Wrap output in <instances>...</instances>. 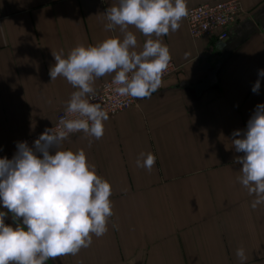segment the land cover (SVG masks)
I'll return each instance as SVG.
<instances>
[{
    "label": "crops",
    "instance_id": "obj_1",
    "mask_svg": "<svg viewBox=\"0 0 264 264\" xmlns=\"http://www.w3.org/2000/svg\"><path fill=\"white\" fill-rule=\"evenodd\" d=\"M218 0H186L187 8ZM241 15L225 39L192 38L185 18L161 39L176 71L151 98L110 116L104 135L82 132L63 148L84 150L111 185L107 232L89 247L46 264H264V204L239 182L242 164L232 139L264 104V0H239ZM119 0H0V154L48 127L76 91L51 81L53 52L120 37L105 12ZM141 51L146 37L130 26ZM155 39V37H153ZM114 75V74H113ZM96 79L93 87L111 78ZM260 79L258 93L252 91ZM240 138V137H235ZM91 141V143H90ZM152 153L149 172L137 167ZM0 211L8 212L0 204ZM22 223V218L21 221ZM11 213L5 224L15 226Z\"/></svg>",
    "mask_w": 264,
    "mask_h": 264
},
{
    "label": "clouds",
    "instance_id": "obj_2",
    "mask_svg": "<svg viewBox=\"0 0 264 264\" xmlns=\"http://www.w3.org/2000/svg\"><path fill=\"white\" fill-rule=\"evenodd\" d=\"M187 14L186 0H119L106 10L105 27H118L123 39L78 44L66 56L63 49L52 51L51 81L63 77L76 91L53 128H46L32 146L18 142L12 159L0 158V204L8 210L0 211V264H46L78 254L91 245L93 234L107 232L113 215L111 185L97 174L84 150L65 149L63 143L80 132L95 140L103 137L108 113L90 102L96 79L112 75L111 86L120 97L151 98L158 91L171 61L161 38L179 30ZM130 26L147 38L139 52ZM258 77L264 78V69ZM259 89L258 78L252 91ZM233 137L236 152L244 154L236 158L242 164L238 180L255 196L251 207L256 209L264 204V104L256 106L246 130L235 131ZM155 163L150 152L140 153L136 161L149 172ZM8 213L15 226L5 224ZM236 256L241 264L247 259L243 248Z\"/></svg>",
    "mask_w": 264,
    "mask_h": 264
},
{
    "label": "built area",
    "instance_id": "obj_3",
    "mask_svg": "<svg viewBox=\"0 0 264 264\" xmlns=\"http://www.w3.org/2000/svg\"><path fill=\"white\" fill-rule=\"evenodd\" d=\"M187 13L185 21L188 33L192 38L208 36L222 40L228 36L229 26L239 19L241 15V6L239 0H218L213 3H201L191 6L187 8ZM260 30L264 33V26H261ZM176 69L177 67L175 64L170 61L168 69L162 77V84L165 78L174 73ZM112 78L113 77L102 81L95 91L94 96L90 97V102L99 103L108 113L109 117L138 104L141 100L132 97H120L116 94L113 90V86H111ZM161 88L162 86L158 90ZM65 109L59 111L55 115L53 123L46 128H53L65 114ZM46 128L19 139L17 143L26 141L29 146H32L34 141ZM17 143L11 153L0 154V158L7 157L8 159H12L17 150Z\"/></svg>",
    "mask_w": 264,
    "mask_h": 264
}]
</instances>
